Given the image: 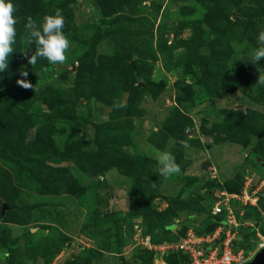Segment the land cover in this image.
<instances>
[{
    "label": "rangeland",
    "instance_id": "1",
    "mask_svg": "<svg viewBox=\"0 0 264 264\" xmlns=\"http://www.w3.org/2000/svg\"><path fill=\"white\" fill-rule=\"evenodd\" d=\"M13 4L0 264H190L180 243L233 218L253 228L234 244L252 259L264 243V59H247L264 0ZM57 9L67 58L31 65L25 24ZM165 151L180 167L168 179Z\"/></svg>",
    "mask_w": 264,
    "mask_h": 264
},
{
    "label": "clouds",
    "instance_id": "2",
    "mask_svg": "<svg viewBox=\"0 0 264 264\" xmlns=\"http://www.w3.org/2000/svg\"><path fill=\"white\" fill-rule=\"evenodd\" d=\"M14 11L13 0H0V72L7 68V58L13 52L12 45L15 43L16 36ZM63 27L64 18L59 9L51 15H45L38 25L31 17L28 18L25 28L29 33V43H34L37 46L34 53L28 58L29 64L34 65L38 58H44L53 65L66 60L70 41L63 32ZM257 43L259 46L250 50L247 59L253 63L264 59V31L258 34ZM22 75L26 77L27 72ZM20 83L25 88L31 87L25 80ZM257 83L264 84V75L259 76ZM156 160L158 173L164 179L180 172L179 165L170 153L160 152Z\"/></svg>",
    "mask_w": 264,
    "mask_h": 264
},
{
    "label": "built area",
    "instance_id": "3",
    "mask_svg": "<svg viewBox=\"0 0 264 264\" xmlns=\"http://www.w3.org/2000/svg\"><path fill=\"white\" fill-rule=\"evenodd\" d=\"M221 212L222 207L215 205L213 213ZM240 226L236 218L223 220L212 232L203 234L205 236L195 234L193 238L180 243L179 248L188 257L190 264H246L248 259L240 248L234 247Z\"/></svg>",
    "mask_w": 264,
    "mask_h": 264
},
{
    "label": "trees",
    "instance_id": "4",
    "mask_svg": "<svg viewBox=\"0 0 264 264\" xmlns=\"http://www.w3.org/2000/svg\"><path fill=\"white\" fill-rule=\"evenodd\" d=\"M216 226H217V223H213V225L211 226L210 230L207 231V233L212 232L215 229ZM242 226L240 227L241 235L243 237L244 242H246V244H248V242L250 241L251 231H252L253 228H251V227H242Z\"/></svg>",
    "mask_w": 264,
    "mask_h": 264
},
{
    "label": "water",
    "instance_id": "5",
    "mask_svg": "<svg viewBox=\"0 0 264 264\" xmlns=\"http://www.w3.org/2000/svg\"><path fill=\"white\" fill-rule=\"evenodd\" d=\"M246 264H264V247L260 248Z\"/></svg>",
    "mask_w": 264,
    "mask_h": 264
}]
</instances>
